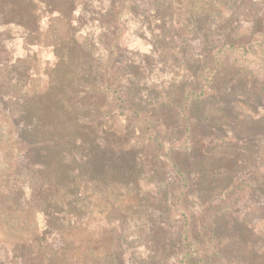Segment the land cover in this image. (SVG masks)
<instances>
[{
	"label": "rangeland",
	"instance_id": "374dc122",
	"mask_svg": "<svg viewBox=\"0 0 264 264\" xmlns=\"http://www.w3.org/2000/svg\"><path fill=\"white\" fill-rule=\"evenodd\" d=\"M154 4L153 1L144 2L139 8V26L127 24L119 40L125 58L136 67L146 61L150 63L147 75L137 74L136 77L142 78L132 83V91H127L129 102L123 108H120L123 98H118L116 92L99 100L103 109H95L91 98L98 91L99 82H92L91 77H87L88 80L77 77L72 85L73 75L81 71H87L89 75L92 70H98L102 62L94 55L87 57L78 48L80 44L93 49L98 45V25L88 23L97 16L90 15L87 9L73 15L71 28L57 18L44 19L26 32L12 25L0 26V67L4 65L0 69V96L13 95L11 102L0 101V182L6 181V190H10L4 196H9V201L16 199L11 203L26 201L28 194L26 190L24 197L19 193L20 185H28L36 178L35 174L31 175L27 163H21L16 156L15 135L22 134L21 139L33 126V123L15 122L25 105L34 104L40 110L49 101L52 103L53 98L60 97L53 103L63 129V143L57 142L59 150L53 161L70 175L58 180L53 196L33 205L37 233L44 234L41 246L31 244L37 240L33 233L27 235L16 226H0V264H67L61 249L49 246L57 236L62 238L61 235L78 242L74 257L92 255L86 257L87 264L177 263L176 251L171 249V244L177 239L178 229L187 220L193 233L198 231L200 217L208 205L219 202L226 187L222 173L217 177L219 166L215 160L235 156L239 146H220L215 152L206 150L204 164H198L194 170L185 167L196 161L192 155L193 142L183 139L177 150L180 145L171 146L169 136L153 137L150 141L160 148L152 153L154 159L145 161L144 168L136 167L133 174H126V177L111 173L116 170L114 157L136 151V139L126 134L134 122L128 125L123 117L128 114L130 102L146 107L148 98L153 99L157 93L153 86L158 89L166 86V71L178 74L174 50L171 51L173 45H169L168 37L174 33H190L181 25L183 22L196 24L199 37L207 35L205 44L198 39L186 44L187 49L193 51L187 52L188 56L195 59L197 51L202 49L200 57L213 54L216 66L218 64L217 71H210L209 75L214 74L216 87L220 90L219 99L215 106L207 105V113L211 114L225 104L229 109L235 106L231 109V123L239 124L242 118L237 119L238 115L249 114L258 119L251 124L262 131L253 147L257 158L255 164L244 169L233 168L225 173V178L230 175L235 183L245 184L264 174V164L260 166L264 163V0H162V5L155 10ZM78 16H82L85 23L76 22ZM216 29L222 30V34H231L234 40L222 42L209 36ZM75 30L74 38L69 39ZM205 74L194 73L198 77ZM97 77L94 72V78L101 79ZM205 84L202 78L192 81L193 97L198 96ZM152 107V104L147 106L149 110ZM8 114L10 120L6 118ZM244 133L240 132L241 135ZM147 137L138 140L141 147L142 143L147 146L142 147L145 151L151 148V142H145ZM171 147L176 152L170 156ZM248 151L240 156L247 157L251 150ZM136 157L132 155L133 159ZM133 159L132 166L136 164ZM125 163L120 161L118 168L121 170V165L128 168ZM176 163L184 167L185 181ZM209 170H213L211 179ZM167 177L172 187L163 199V191L169 186L163 184ZM73 178H76L75 182L67 185L66 181ZM158 181L163 184L162 188ZM209 181L213 182L208 184ZM259 184L264 191L262 179ZM231 186L233 184L228 187ZM160 188L162 193L158 194ZM238 193V197L231 194L228 198L235 207L219 225L227 241L215 256L197 255L192 264H264V198L253 199L246 190ZM31 230L29 225L28 231Z\"/></svg>",
	"mask_w": 264,
	"mask_h": 264
},
{
	"label": "trees",
	"instance_id": "16d2710c",
	"mask_svg": "<svg viewBox=\"0 0 264 264\" xmlns=\"http://www.w3.org/2000/svg\"><path fill=\"white\" fill-rule=\"evenodd\" d=\"M146 1H153L155 3L153 5L154 10L162 5V0H0V26L6 27L7 25H12L26 32L31 26L35 28L41 24L44 19L57 18L63 21L68 28H71L73 26V15H79L83 9H87L90 15L97 16V19H90L88 23L98 25V45H94L95 48L93 49L87 44H80L78 48L87 57L90 54L94 55L97 61H102V64L100 63L98 70H92L89 75L87 71H81L73 75L71 78L72 85L76 82L77 77L86 78V80H88L87 77H91L92 79L90 80L92 82H99L97 87L98 91L91 98L95 109H103L101 107L103 105L99 103V100L106 99V97H110L116 92L119 94L118 98H123L122 103H120V108H123V105L129 102L127 91H132V83L142 78L139 76L136 77L137 74L146 73L145 75H147L150 63L146 61L141 67H136L133 62L125 58L119 40L127 24L139 26L138 18L141 16L139 8ZM75 20L78 23H85L82 16H78ZM171 21L175 22L174 19ZM181 25L186 27L190 33L186 35L183 32L180 34L174 33L168 37L169 45H173L171 51L174 50V65L178 70V74L174 75V73L170 72L171 70H167L166 86L161 89L153 86L154 91L157 90V93L154 94L153 99L148 98L149 103H147L146 107H139L137 103L132 104L130 102L127 107L128 114L124 116L122 115L123 113L119 114L124 117L128 125L134 122L130 125L129 130H127L129 133L126 131V134L136 139L134 143L136 151L132 154L129 152L123 157H114L113 164L116 165V170L111 175L126 177V174H128V176H131L136 167L144 168L147 159H154L155 156H152V153L156 149H159L160 145L150 141L153 137L162 136L163 138H167L169 136V144L171 146L180 145L177 150L182 146L181 142L183 139L193 142L194 151L192 155L196 158V161L191 165H185V167H190L194 170L198 164H204V158L207 155L206 150L210 149L215 152L220 146L227 148H236L239 146V151L235 152V156L230 155L228 158L215 160L219 166L217 169V174L219 173L217 177L222 173V181L225 183L223 186H226L223 189L224 193L221 192L222 196L219 198V202L213 206H207V210L199 220L201 226L195 234L187 220H183L184 222L181 228L178 229L179 233L177 232V239L171 244V249L176 251L178 259L176 264H192V260L197 255L204 257L215 256L220 251L221 245L227 241L219 225L221 220L230 214L232 207H235L233 202L228 200L231 194L238 197V192L241 193L246 190L249 195L251 193L253 199L260 198V200H263L264 191L259 183H261V179L264 181V174H259L258 178L252 183L245 184L244 182L235 183L234 177H230V175L225 178V175L233 168L244 169L255 164L256 156L253 147L262 131L259 132L258 127L255 124H251L254 120L257 121L258 119L251 118L249 114L246 116L239 114L237 119L242 118V121L239 124L231 123L229 118L232 110L236 108L235 106L233 109H229V105L225 104V107L215 109V112L211 114L207 113V105L213 104L215 106L216 101L219 99L218 95L220 90L216 87L217 83L214 81V74L209 75L210 71H217L216 67L218 64L216 66L215 60L212 58L213 54L209 53L204 57H200L199 55L202 49L197 51L198 53L195 59L188 56L187 52L193 51L192 49H187L186 44L195 39L201 40L202 44H205L207 35L199 37L196 24L186 21L185 23H181ZM76 33L77 30L72 33L69 39H73ZM210 35L217 37L222 42L224 40H230V42L234 40L231 34H222V30L219 31V29L211 31L209 33ZM207 50L210 51L211 48ZM3 67L4 65L2 64L0 69ZM152 67L153 69L155 68L153 64ZM168 68L170 69L171 67L168 66ZM94 72L98 74L97 78H101L100 80L97 81L94 78ZM195 72L206 74L198 77L200 74L194 75ZM201 78L205 80L206 84L202 86L198 96L193 97L194 91L190 87V84L193 80L198 81ZM57 87L61 86L58 85ZM11 96L13 95L7 97L0 96V101L11 102ZM144 97L147 100L146 95ZM229 98L227 100H230ZM231 98L232 100L234 99L233 94ZM54 99L58 102L60 97L53 98L52 103L49 101L40 110L34 104L25 105V110L21 111V115L15 118L16 123H33V126L23 138L20 139L22 134L15 135L17 158L21 163L25 161L27 167L30 169L31 175L35 174L36 176L28 185H20L19 191L21 192L19 193L24 197V190H26L28 199L27 196L25 199L27 202L21 200L19 201L20 203H17V201L11 203V201L16 199L11 198L9 201V196H4L5 194L8 195L7 193L10 191L9 189L6 190L8 183L6 181L0 182V226H16L22 228L23 233L27 235L33 233V237L37 240L36 242H31V244L37 243V247L41 246L44 234L37 233L38 227L34 218L35 210L33 205L35 202H42L43 199L53 196L58 180L66 179L70 176L67 171L66 173L64 172L62 166L53 161V156L57 155V150H59L57 148V142L63 143V129L59 125L58 110L54 106ZM150 104L153 105L151 110L147 108ZM241 105L246 106L245 103H241ZM67 109L69 108L67 107ZM48 115H51V117L47 118ZM6 118L10 120V114ZM50 119L52 120L50 121ZM242 131L245 132L244 135L240 134ZM144 136H148L145 142H151L149 144L151 148H147L149 151H145L146 149L142 148L146 146L145 143H142V147L140 146L141 143H138V140ZM252 143L253 145H251ZM248 149L252 153H248L246 155L247 157L240 156L241 154H246V151L249 152ZM169 152L171 156L176 150L174 147H171ZM139 154L141 156L136 157ZM236 154L239 155L237 156ZM132 155L136 159H133ZM132 159L136 163L134 166H132ZM122 160L123 162L126 161L125 165H128V168L121 165L120 170L118 167ZM262 164L264 163H260V166ZM177 165L182 171V180L185 181L186 179L183 175L185 169L182 165ZM177 174L179 175V173ZM212 174L213 170H209L208 176L210 179L213 177ZM64 176L66 178H63ZM75 179L66 181V184L70 186L71 182H75ZM170 181L167 177L163 183L169 185L167 190L163 191V199L165 198L164 195L167 196L170 193L169 188L172 187V182ZM160 182H163V180H160ZM160 182L158 181L159 184H161ZM211 182L213 181H209L208 184ZM163 184L160 185L161 188ZM230 184H233V186L228 187ZM161 188L157 191L158 194L162 191ZM162 195L160 194L159 197L162 198ZM210 195H212L211 192ZM30 202L34 203L32 204ZM47 208L49 210L53 209L51 207ZM29 225L32 227L31 231H28ZM61 237L59 238L57 236L56 240H52L49 246H56L61 249L60 253L63 256L64 262L67 264H87V258H91L92 255L83 254L81 257H74L77 254L78 242L65 238L63 235ZM93 238L94 235L91 239L93 240Z\"/></svg>",
	"mask_w": 264,
	"mask_h": 264
}]
</instances>
